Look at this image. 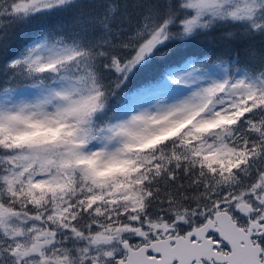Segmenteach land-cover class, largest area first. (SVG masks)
<instances>
[{
  "label": "snow or ice",
  "instance_id": "6c2138e0",
  "mask_svg": "<svg viewBox=\"0 0 264 264\" xmlns=\"http://www.w3.org/2000/svg\"><path fill=\"white\" fill-rule=\"evenodd\" d=\"M0 264H264V0H0Z\"/></svg>",
  "mask_w": 264,
  "mask_h": 264
}]
</instances>
